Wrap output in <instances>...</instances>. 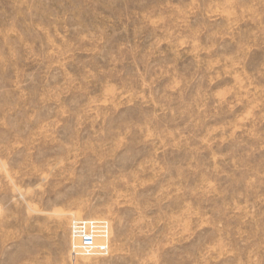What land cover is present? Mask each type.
<instances>
[{
  "label": "rangeland",
  "instance_id": "1",
  "mask_svg": "<svg viewBox=\"0 0 264 264\" xmlns=\"http://www.w3.org/2000/svg\"><path fill=\"white\" fill-rule=\"evenodd\" d=\"M0 264H264V0H0Z\"/></svg>",
  "mask_w": 264,
  "mask_h": 264
},
{
  "label": "built area",
  "instance_id": "2",
  "mask_svg": "<svg viewBox=\"0 0 264 264\" xmlns=\"http://www.w3.org/2000/svg\"><path fill=\"white\" fill-rule=\"evenodd\" d=\"M82 242L85 246H92L94 240L92 236H86L85 238H82Z\"/></svg>",
  "mask_w": 264,
  "mask_h": 264
}]
</instances>
